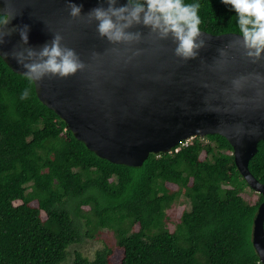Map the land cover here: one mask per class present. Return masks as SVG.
<instances>
[{
    "label": "trees",
    "instance_id": "16d2710c",
    "mask_svg": "<svg viewBox=\"0 0 264 264\" xmlns=\"http://www.w3.org/2000/svg\"><path fill=\"white\" fill-rule=\"evenodd\" d=\"M186 2L201 4L202 31L237 34L236 13L222 0ZM233 153L227 139L209 135L151 154L142 167L110 163L0 57V264H69L70 248L103 230L115 243L93 259L76 252L70 264H262L252 236L264 198ZM249 170L264 184V141ZM176 204L186 207L173 223Z\"/></svg>",
    "mask_w": 264,
    "mask_h": 264
},
{
    "label": "water",
    "instance_id": "95a60500",
    "mask_svg": "<svg viewBox=\"0 0 264 264\" xmlns=\"http://www.w3.org/2000/svg\"><path fill=\"white\" fill-rule=\"evenodd\" d=\"M67 2L14 0L17 16L8 27L27 25L28 43L22 44L17 31L0 45V52L24 47L38 51L59 32L62 45L73 49L87 65L67 79L46 77L34 82L38 99L65 122L67 131L98 157L134 168L142 167L151 154H168L183 142L220 135L232 146L242 177L264 198V184L249 170L264 141V84L255 80L256 74L264 75V59L252 64L242 49L227 47L240 39L236 34L201 30L207 46L196 59L184 62L174 55L176 45L171 38L155 40L142 23L127 30L142 34L139 43L111 44L99 37L95 22L72 20ZM71 2L81 7L82 16L108 7L106 0ZM127 3L117 0L116 6ZM220 48L227 52L226 58L219 56ZM138 50L140 55L134 56ZM93 52L99 54L98 59L92 58ZM2 59L23 76L25 70L16 60ZM224 59L226 63H220ZM240 76L249 79L240 92H234L231 81ZM232 95L243 98L244 104L237 108ZM252 241L264 264V200L254 221Z\"/></svg>",
    "mask_w": 264,
    "mask_h": 264
},
{
    "label": "clouds",
    "instance_id": "9594fccd",
    "mask_svg": "<svg viewBox=\"0 0 264 264\" xmlns=\"http://www.w3.org/2000/svg\"><path fill=\"white\" fill-rule=\"evenodd\" d=\"M108 7L103 6L92 9L86 16L81 15V7L67 2V9L72 20H84L87 24L93 22L97 25V33L101 38H107L111 44L139 43L143 36L140 32L127 31L134 25L143 24L151 29L149 35L155 40H168L171 38L176 45L174 55L187 62L196 59L201 49L206 45L202 38L200 26L203 20L200 16L201 4L189 3L186 0H128L127 6L117 7V0H106ZM236 13L233 20L238 21L237 36L240 39L227 47L242 49V55L252 64L264 59V0H222ZM0 45L5 43V38L13 32H19L22 44L28 43L29 27L9 28L11 20L17 13L13 7L14 0H0ZM63 36L57 32L53 39L40 50L30 47L22 49L13 48L9 52H0V57H11L25 70L23 77L29 85L41 82L44 78L67 79L83 72L87 65L83 63L76 52L62 45ZM221 58L227 57L224 48L217 49ZM140 55V51L133 53ZM93 59H98L99 54L93 52ZM226 63V59L220 61ZM249 77L240 76L231 81L232 90L240 92ZM255 80L264 84V75L256 74ZM203 87H209L204 84ZM229 93L228 89L224 94ZM31 88L26 87L21 93V99H28ZM231 100L239 108L244 104L241 97L232 95ZM219 110V108H217ZM243 129V125H239Z\"/></svg>",
    "mask_w": 264,
    "mask_h": 264
},
{
    "label": "rangeland",
    "instance_id": "374dc122",
    "mask_svg": "<svg viewBox=\"0 0 264 264\" xmlns=\"http://www.w3.org/2000/svg\"><path fill=\"white\" fill-rule=\"evenodd\" d=\"M171 186V185H170ZM172 188L176 189L174 186H171ZM245 197L249 199V190H247V193L245 194ZM255 197V194L252 195V198ZM186 207L185 204H176L171 211L169 212L171 219L173 223H177L178 219L181 217L184 208ZM170 228L174 229V224L170 225ZM96 236V233H95ZM94 239H86L83 240L82 243L73 245L69 250V264L73 261L75 258L76 252L81 253L87 258L93 259L95 257V254L97 251L105 248L106 246H110L111 244L115 243V238L112 232L103 230L101 233L97 234Z\"/></svg>",
    "mask_w": 264,
    "mask_h": 264
},
{
    "label": "built area",
    "instance_id": "2783aa9c",
    "mask_svg": "<svg viewBox=\"0 0 264 264\" xmlns=\"http://www.w3.org/2000/svg\"><path fill=\"white\" fill-rule=\"evenodd\" d=\"M187 142H189V141H187ZM187 142H186V143H187Z\"/></svg>",
    "mask_w": 264,
    "mask_h": 264
}]
</instances>
